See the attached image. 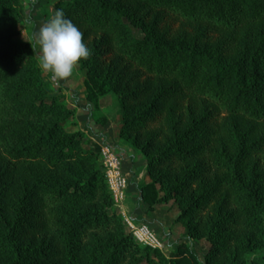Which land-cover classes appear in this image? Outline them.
Segmentation results:
<instances>
[{
	"label": "rangeland",
	"instance_id": "rangeland-1",
	"mask_svg": "<svg viewBox=\"0 0 264 264\" xmlns=\"http://www.w3.org/2000/svg\"><path fill=\"white\" fill-rule=\"evenodd\" d=\"M61 1L8 0L20 18L16 41L21 43L1 50L16 55L22 43L30 45L27 54L32 66L39 70L38 81L54 90L45 94L48 102L56 100L63 106L58 115L63 130L55 138L57 149L70 142L72 151L56 166L42 162L16 172L6 171L5 160L0 159V264H15L19 260L6 239L9 235L22 252L20 264L68 261L64 245L54 236L52 223L69 226L84 211H102L110 204L133 243L160 251L168 261L178 253L180 245L187 244L200 264H252L264 252V225L259 224L258 212L249 215L229 200L225 180L231 177L221 160H235L239 135H245L248 144L264 138V121L232 117L195 96L178 97L169 92L162 95L173 80L147 76L119 53L91 57L99 41L109 37L77 24L90 56L79 61L72 76L54 80L52 73L41 67L37 40L39 28L60 9ZM109 1L130 12L143 6L139 0ZM146 24L169 42L191 43L200 39L207 48L229 41L241 46L248 31L250 41L264 36V22L244 26L235 35L202 22H188L168 14L159 16L156 12H152ZM132 31L136 37H142L140 30ZM151 106L155 107L154 112H149L153 120L139 118L140 129L128 124ZM193 122H200L195 129L198 136L181 149L197 148L196 157L177 165L176 155L171 154L174 167L165 159L154 161L174 141L173 136L182 134ZM105 146L119 157L126 183L123 201L116 200L110 185V170L101 154ZM262 151L246 154L243 165L250 170L258 159V166L254 167L256 176L252 174L248 180L264 193V144ZM180 168L193 170L194 174L184 180ZM94 176L99 181L100 195L93 203L64 204L58 211H51L52 205L44 195L46 187L75 185ZM152 183L156 184L158 200L149 205L143 188ZM211 232L215 239L209 238ZM138 258L139 261L130 259L127 264H165L154 257ZM99 260H107V256ZM80 261L89 264L84 259Z\"/></svg>",
	"mask_w": 264,
	"mask_h": 264
},
{
	"label": "trees",
	"instance_id": "trees-1",
	"mask_svg": "<svg viewBox=\"0 0 264 264\" xmlns=\"http://www.w3.org/2000/svg\"><path fill=\"white\" fill-rule=\"evenodd\" d=\"M143 6L132 12L109 0H62L60 9L74 24L106 34L109 39L99 41L91 57L104 58L119 53L145 75L171 79L173 83L163 91L172 96L191 95L202 98L232 117H247L252 121H264V36L250 41L249 31L244 34L241 46L235 41L224 42L215 48L203 46L200 39L169 42L159 36L153 26H148L152 12L162 16L172 15L188 22H202L235 35L244 26L264 22V0H139ZM19 15L8 4L0 0V159H4L5 170L16 172L21 168L34 167L42 162L57 165L71 156L70 142L57 149L55 138L63 130L58 118L62 105L48 102L45 94L54 90L38 81L39 70L32 66L27 52L29 44L22 43L16 55L1 49L16 45L19 32L16 30ZM157 20V16L154 21ZM157 22V21H156ZM133 29L140 30L136 37ZM233 53V54H231ZM93 82H95L93 80ZM151 106L131 120L133 128L140 129L139 118L153 120ZM193 122L182 134H175L159 155L160 159L183 165L196 157L195 147L181 149L198 136ZM235 160H221L231 178L225 180L230 197L247 214L259 213L260 225H264V193L255 182L248 180L256 176L254 167L245 169L246 154H262L264 138L248 144L245 135H239ZM176 155V160L171 158ZM175 160V161H174ZM184 180L194 174L193 170L180 168ZM72 189V190H71ZM156 184L143 188L145 201L153 205L158 200ZM51 211H58L64 204L84 206L91 204L100 195L97 176L72 185L48 186L44 190ZM109 199V198H107ZM109 207L102 211L86 210L72 225L52 223V228L62 242L68 261L60 264H127L157 258L165 264H200L198 256L187 244L178 247V253L168 261L157 250L140 248L125 233L119 214ZM210 239L216 236L211 232ZM9 243L22 263V252L9 235ZM107 260H99L101 256ZM53 264L52 262H49ZM139 264V263H138ZM264 264V252L252 261Z\"/></svg>",
	"mask_w": 264,
	"mask_h": 264
},
{
	"label": "clouds",
	"instance_id": "clouds-1",
	"mask_svg": "<svg viewBox=\"0 0 264 264\" xmlns=\"http://www.w3.org/2000/svg\"><path fill=\"white\" fill-rule=\"evenodd\" d=\"M37 43L41 67L50 71L54 80L72 76L79 61L90 56L83 33L62 9H56L39 28Z\"/></svg>",
	"mask_w": 264,
	"mask_h": 264
},
{
	"label": "built area",
	"instance_id": "built-area-1",
	"mask_svg": "<svg viewBox=\"0 0 264 264\" xmlns=\"http://www.w3.org/2000/svg\"><path fill=\"white\" fill-rule=\"evenodd\" d=\"M101 154L106 168L110 170L108 177H110V185L114 191L115 198L117 201H123L126 183L121 176L119 157L113 153L112 149L108 146L102 148Z\"/></svg>",
	"mask_w": 264,
	"mask_h": 264
}]
</instances>
